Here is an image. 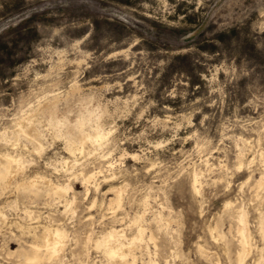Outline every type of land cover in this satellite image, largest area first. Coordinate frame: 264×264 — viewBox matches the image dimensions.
<instances>
[{"label":"rangeland","instance_id":"374dc122","mask_svg":"<svg viewBox=\"0 0 264 264\" xmlns=\"http://www.w3.org/2000/svg\"><path fill=\"white\" fill-rule=\"evenodd\" d=\"M29 116L40 156L20 128ZM82 121L111 135L74 157L64 137L79 138ZM263 153L264 0H0V162L21 154L30 164L0 183V264L20 263L10 252L54 227L70 236L64 263L108 264L94 248L100 234L133 237L143 213L153 240L137 264H237L241 209L252 233L246 264H264ZM65 158L79 162L68 168ZM90 173L99 174L89 195L82 176L71 181V208L45 186H17Z\"/></svg>","mask_w":264,"mask_h":264},{"label":"bare ground","instance_id":"6f19581e","mask_svg":"<svg viewBox=\"0 0 264 264\" xmlns=\"http://www.w3.org/2000/svg\"><path fill=\"white\" fill-rule=\"evenodd\" d=\"M86 118H88V117H86ZM91 118H92V116H91ZM97 118L98 117H96V119ZM32 119H33L32 116L27 117L26 120L29 122L28 126L26 124H24L25 121H23L24 123H20V128H21L22 133L26 137H28V140L30 139V140L34 141V143H35L34 149L31 148L29 150L30 151L33 150V153L35 155L40 156L44 152V145L40 139V133L38 131L34 132V130H33L35 128H34ZM78 120H80V119H78ZM89 121L90 120L88 119V122ZM85 122H87V119ZM85 122L84 121L81 122V125H80L81 136L79 138H74L72 136H66V135H65L66 137H64V138H66L67 150H68L66 152H69V154L74 156V157H76L77 154L83 155L85 153L86 144H88V143H91L93 145L94 151H92V152L95 153L96 150L98 151V149L96 147L97 146L101 147L102 146L101 143L108 140L110 135H111V131L109 133L107 132L105 134L100 130V128H98V129L96 128L97 130L92 128L93 130H96L94 133H91V131L87 132L84 130ZM62 124H64V123L62 122ZM56 128H59V127H56ZM59 130H61V129L59 128ZM62 137H63V135H62ZM24 147H26V146H24ZM20 156H21V154H20ZM20 156H12L11 154L5 155L4 157L2 156L3 159L0 162V183L6 182V183H8L7 185H9L10 183H12V181L18 175H21L26 171V168L30 164L28 161H26L23 157H20ZM249 161H247V163ZM78 162L79 161L77 159L76 160L74 159V161H70L69 159L65 158L61 164L65 165L66 167L69 168L71 164L74 167L75 165H77ZM242 167H243V163L241 161L239 169H242ZM78 173H79V171H78ZM98 174L99 173H90V174H86V175L80 174L74 178H69L67 180V183H63V184H56L51 179H47L45 176L37 175L35 177L30 178L28 181H24L22 183L18 182L17 186L21 190L26 189V188H30L32 191L36 190V189L38 190L41 186H45L49 190V195H51V196L55 195L59 199H62V200L64 199L66 201V206L71 208L76 203L75 195L68 198L69 194L73 193V186L71 184V181L82 176L85 180L82 182H84V185L86 187V195H89L90 187L96 181ZM194 174H195V176H194V189L193 190H195V192L197 194H201V191H202V182H201L202 178L200 177L201 174L200 173H194ZM259 179L260 180L257 181V184L259 187L264 189V174ZM124 188L125 187H123V186L122 187L119 186V188L112 189L114 197H112L110 199L109 207L111 210H113L114 213L116 212L117 209H120L123 205V203H122L123 202V194L125 193ZM33 193H35V192H33ZM38 196L41 197L40 195H38ZM42 197L44 198V196H42ZM53 202H56V201H53ZM95 206H96V201H94L92 203V205L90 206V209H93ZM227 207H231L230 202L227 204ZM157 215H160L161 223L164 222V224L167 227H170L172 225V221H173L172 219H170L169 217L165 218V216L161 213L160 214L158 213ZM236 215L238 217L236 219H238V223H239L238 227H237V233H238V237L240 239L239 240L240 241V245H239L240 250H239L238 256H237V264H246L248 258L250 257V255L252 254V251H253L252 233H251V230H250V227L248 224L246 212H244V210L241 209V210L236 211ZM0 216L2 217V219L4 221H6L7 217L1 211H0ZM261 217H263V216H261ZM144 220H145V213H143L140 216L135 217V219H133L130 222L131 223L130 226H133V227L136 226L137 227V232H136L137 234L135 233L136 235H133V237H128L126 232H125L126 230L120 229V228L119 229L114 228L110 231H106L104 234H100L101 236L96 240V242H95L96 247H94V248H97L98 250H101L104 253L105 256H102L105 258L104 263L106 262L105 260L107 258L108 264H137V261H138L137 250H139V249L142 250L141 248H144V247L149 249L150 241L153 240V234L151 235L149 241H147L145 239L146 228L144 225L145 224ZM262 221H263L262 225L264 226V219H262ZM158 222H160V220ZM260 225H261V223H260ZM54 228H44L46 230L43 232V234L41 232L42 235L40 237H38L39 240L36 241L35 243L31 244L29 249H21V250L17 249V252H10V256H17L18 257L17 259H20L19 262L20 263L22 262V264H50L54 261H59V263L65 261L66 255L68 253L67 251L69 248L68 243L70 241L69 240L70 236L68 235L67 231L64 229H61V228H55L54 229ZM164 228H166V227H164ZM259 228L261 229V227H259ZM167 233H169V232H167ZM218 236L216 234V237H218ZM261 237H262V235H261ZM33 241H35V240L33 239ZM91 241H92V239H89L86 244L90 243ZM155 246L157 248V245H155ZM72 250H74V249H72ZM77 255H78V253H77ZM145 255H147V253ZM71 256H73V255H71ZM151 262H152V264H159V262H155L153 260ZM20 263H18V264H20ZM62 264H67V263L63 262ZM81 264H83V263H81ZM93 264H95V263H93ZM167 264H175V262L173 263V261L169 260V261H167Z\"/></svg>","mask_w":264,"mask_h":264}]
</instances>
